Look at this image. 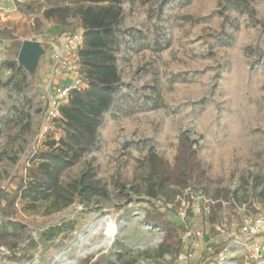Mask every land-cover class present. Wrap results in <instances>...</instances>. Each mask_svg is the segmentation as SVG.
I'll list each match as a JSON object with an SVG mask.
<instances>
[{
  "label": "rangeland",
  "instance_id": "1",
  "mask_svg": "<svg viewBox=\"0 0 264 264\" xmlns=\"http://www.w3.org/2000/svg\"><path fill=\"white\" fill-rule=\"evenodd\" d=\"M226 1L121 0L118 97L126 111L105 113L95 146L63 175L69 181L92 167L110 197L76 202L59 212L43 200L33 207L28 199L19 200L13 220L0 218V230L16 232L12 221L26 225L27 236L13 239L16 246L2 245L24 258H6V264H186L177 260L182 247L162 251L163 230L145 222L154 208L179 221L168 205L183 190L171 187L169 197L150 198L146 156L153 147L173 164L182 133L195 142L209 178L201 194L224 201L216 218L187 217L206 244L192 262L264 264V257L253 256L234 237L244 217L264 210V31L246 14L226 8ZM53 4L0 0V39L7 45L0 60V191L16 185L25 172L29 177L49 150L42 98L48 53L34 74L20 72L15 58L25 39L48 47L80 30L77 4L67 3L70 25L43 21V11ZM255 7L264 20V0ZM248 46L261 51L249 56ZM220 223L226 232L218 230ZM60 224L67 227L58 238L41 237ZM213 244L225 246L216 261L209 257Z\"/></svg>",
  "mask_w": 264,
  "mask_h": 264
},
{
  "label": "trees",
  "instance_id": "2",
  "mask_svg": "<svg viewBox=\"0 0 264 264\" xmlns=\"http://www.w3.org/2000/svg\"><path fill=\"white\" fill-rule=\"evenodd\" d=\"M47 1L54 4L43 11L42 20L57 25H70L72 11L68 4L79 5L78 12L85 38L80 50L85 86L81 90L71 91L69 101L61 107V116L48 131L49 150L44 152L37 165L32 167L29 177L25 172L24 177L16 185L0 191V218L7 216L10 220H13L18 202L22 199H28L33 204L32 207L41 200L49 202V209L55 212L70 207L76 202L89 203L92 200L108 199L110 191L96 180V173L92 167H88L69 181H64L63 175L76 166L95 146L99 128L104 123L105 113L109 110L126 111L118 97L122 90V79L117 65L119 45L117 24L122 14L121 0ZM256 1L227 0L226 8L246 14L253 26L259 25L264 31V20L257 18ZM64 2L68 4H63ZM260 51L259 48L252 46L246 48L249 56ZM8 66L12 68L13 63L9 62ZM17 68L20 72L26 73L23 68ZM130 107L135 109L133 104ZM55 131L59 132L58 137L52 135ZM146 164L152 176L148 195L154 200H162L164 196L169 197L171 187L181 190L188 187L198 189L209 182L195 142L187 133L179 136L173 164L159 155L153 147H149ZM124 188L126 187L123 186L122 189ZM120 192L121 196H126L124 198L128 199L127 202L132 201L129 199L130 195L124 194L123 190ZM211 200V216L216 218L224 201L220 198ZM174 203L176 207L180 206V199H174ZM12 222L16 232H10L3 227L0 230V246H16L14 238L27 236L26 225ZM145 222L163 230L164 237L159 245L162 251L171 252L172 249L181 246L180 238L185 229L183 223L169 219L157 208L146 213ZM66 227L65 224L50 227L41 237L54 240L66 230ZM30 242L35 245L33 239ZM61 246L63 243H60L59 247ZM212 247L209 257L216 261L225 246L213 244ZM6 258L19 261L24 257L12 253ZM186 264H202V260Z\"/></svg>",
  "mask_w": 264,
  "mask_h": 264
},
{
  "label": "built area",
  "instance_id": "3",
  "mask_svg": "<svg viewBox=\"0 0 264 264\" xmlns=\"http://www.w3.org/2000/svg\"><path fill=\"white\" fill-rule=\"evenodd\" d=\"M11 1L22 2L24 0ZM84 41L83 31L76 30L67 34L58 47L52 46L49 49L52 64L44 71L42 77L43 113L47 121L44 128L45 132L50 131L56 120L61 116V107L69 101L71 91L81 90L85 86L80 57V50L84 45ZM6 50L5 40L0 39V60ZM196 191H198L197 194ZM186 196H189V198H186ZM179 199L180 206L176 207L175 203L168 206L177 215L179 222L185 226L180 238L182 251L177 256V260L187 263L194 261L206 246L203 232L187 225V217L190 215L193 217L211 215L212 200L205 199L201 194V189H194L193 187L184 189L182 196L177 198V200ZM218 230L226 232L225 224L220 223ZM234 237L237 241L247 244L253 256L257 258L264 257V210L244 217ZM11 254L9 248L0 246V264H6V257Z\"/></svg>",
  "mask_w": 264,
  "mask_h": 264
},
{
  "label": "water",
  "instance_id": "4",
  "mask_svg": "<svg viewBox=\"0 0 264 264\" xmlns=\"http://www.w3.org/2000/svg\"><path fill=\"white\" fill-rule=\"evenodd\" d=\"M47 53V47L34 39L22 41L17 53V67L23 68L28 74H34L40 65V59Z\"/></svg>",
  "mask_w": 264,
  "mask_h": 264
},
{
  "label": "crops",
  "instance_id": "5",
  "mask_svg": "<svg viewBox=\"0 0 264 264\" xmlns=\"http://www.w3.org/2000/svg\"><path fill=\"white\" fill-rule=\"evenodd\" d=\"M80 30H82V27L80 28ZM65 36H66V35H65ZM65 36H61V37L59 38V40H57V42H53L52 44H50L49 48H47V53H48L47 56H49L50 66H51V64H52V61H51V59H50L49 49H51L52 46H53V47H58V46L61 44V42L64 40Z\"/></svg>",
  "mask_w": 264,
  "mask_h": 264
}]
</instances>
